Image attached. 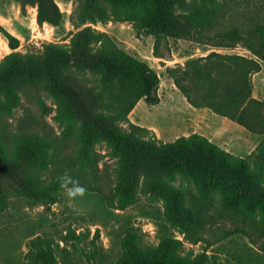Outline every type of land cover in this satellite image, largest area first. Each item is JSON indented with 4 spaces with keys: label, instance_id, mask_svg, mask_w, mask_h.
Instances as JSON below:
<instances>
[{
    "label": "trees",
    "instance_id": "trees-1",
    "mask_svg": "<svg viewBox=\"0 0 264 264\" xmlns=\"http://www.w3.org/2000/svg\"><path fill=\"white\" fill-rule=\"evenodd\" d=\"M3 0H0V2ZM22 12L38 8L37 21L59 25L63 12L56 0H16ZM75 18L80 24L128 21L144 10L135 29L156 36L177 38L199 27L208 42L243 41L259 60L238 55L214 54L193 61L196 86L211 97L205 104L216 114L263 136L249 157H239L198 132L164 141L129 119L141 100L161 101V77L146 60L119 46L105 31L87 25L76 31L69 44L46 42L41 50L21 53V39L0 23V33L13 50L0 63V213L9 208L4 182L19 195L48 207L72 188L100 193L110 208L125 210L141 195L150 203L164 201L169 222L182 229L187 242L203 243V251L187 250L182 240L165 236L158 247L145 248L139 234L129 230L121 240L122 254L115 264H216L209 249L239 230L217 231L227 215L260 212L264 218V100L253 96V74L264 63V17L248 26L237 24L205 29L217 21L209 10H223L232 0H77ZM197 2L203 13L189 7ZM186 6L185 12L179 8ZM155 56L163 57L156 48ZM175 84L190 102L193 86L173 75ZM46 82L55 98L54 120L60 129L23 114L21 86ZM41 119L51 109L38 98ZM126 124H128L126 126ZM103 145L108 151L101 152ZM106 157H109L105 160ZM111 162H109V161ZM199 178L201 203L192 202L171 182L175 172ZM223 193L222 210H215L213 194ZM60 244L38 235L28 244L26 258L37 264H59ZM264 249V240L261 242Z\"/></svg>",
    "mask_w": 264,
    "mask_h": 264
},
{
    "label": "rangeland",
    "instance_id": "rangeland-1",
    "mask_svg": "<svg viewBox=\"0 0 264 264\" xmlns=\"http://www.w3.org/2000/svg\"><path fill=\"white\" fill-rule=\"evenodd\" d=\"M56 1L63 12L62 22L57 26L48 23L39 25L36 21L37 6L28 5L24 14L19 1L0 2V20L7 22V25L19 26L21 45L17 51L36 52L41 50L46 42L69 44L76 31L92 25L107 32L119 46L132 55L146 60L161 77L160 103L148 105L145 100L141 101L129 116L132 122L148 128L149 136L153 134L167 142L194 132L208 133L211 137L215 134L226 141V144L234 142L233 139H227L226 135L233 130L232 126L235 125L232 124L235 123L205 105L213 100L223 101V98L211 97L196 86L194 77L198 72L193 61L210 58L214 54L238 55L259 60L243 41L206 43L198 35L199 27H192L189 33L177 38L162 37L157 40L155 35L135 29L137 19L145 14L142 9L128 21L80 24L75 18L77 0ZM189 4L197 14L203 13V8L197 2L189 1ZM185 11L186 6L179 8V12ZM209 12L217 14L218 19L205 31L213 32L217 27L229 24L246 27L257 18L264 17V0H232L223 10L210 9ZM156 48L163 57L155 56ZM12 51L0 33V63ZM173 75L181 77L183 82L193 86L192 95L198 106L193 105L178 88ZM255 75L256 73L252 79L253 96L255 89H258L255 88ZM261 82L264 83L258 77L257 83ZM21 88L24 105L17 109L11 119L13 126L27 113L28 123L38 119L42 120L44 125L46 121L58 131L60 127L53 118L57 105L47 83L40 82L35 86L30 84ZM38 98H43L51 109L50 115H46L45 119H41ZM238 128L239 132L235 131L236 138L246 140L242 132H247V129L240 126ZM97 147L103 153L108 151L103 145ZM168 180L184 190L190 201L201 203L200 181L197 176L178 171ZM4 188L8 194L9 208L0 213V264H37L34 259L26 258V254L30 240L38 235L54 238L60 244L59 264H115L122 254L121 240L129 230L139 234L141 244L145 248L158 247L168 235L182 240L187 250L201 252L205 247L203 243L193 245L187 242L184 231L169 222L165 215L166 203L163 200L154 204L141 195L137 204L125 210H118L110 208L98 192L72 188L62 192L59 202L48 207L19 195L9 182H4ZM212 197L214 209L222 210L223 193L218 191ZM214 229L239 230L237 234L209 249V254L216 264H264V249L261 247L264 240V218L260 212L229 214L220 218Z\"/></svg>",
    "mask_w": 264,
    "mask_h": 264
},
{
    "label": "crops",
    "instance_id": "crops-1",
    "mask_svg": "<svg viewBox=\"0 0 264 264\" xmlns=\"http://www.w3.org/2000/svg\"><path fill=\"white\" fill-rule=\"evenodd\" d=\"M36 17H37V14H36ZM36 21H37V19H36ZM0 23H2L9 31H11L13 34H15L16 36H18L21 39L20 32H19L20 29L18 28L19 26L15 25V24H8L7 25V22H5V21L3 22L2 20H0ZM3 38H4L5 43H8L7 39L4 36H3ZM258 77L261 79V81H264V63L262 64V70L259 71L258 73H256L255 78H254L255 88L256 87L258 88V89H255L254 96L258 99L264 100V83L261 82V84H258L257 83ZM141 101H143V100H141ZM224 118H226V117H224ZM231 121H232V123H235V124H232L235 126H232L233 130H231L230 133H228V135H226V137H227V139H233V141L235 142V145H234V142L232 144H226V141L221 140L220 136H216L215 134H213V136L211 137L210 134H208V133H204V132H198V133L206 135L211 140L215 141L220 146H222L224 149H226L227 151H229V152H231V153H233L239 157H247L256 149V147L262 141L263 136L260 134L250 132L249 130H246L247 132H242L243 134H245L246 140H244V141L238 140L236 138L235 131L239 132L238 127L239 126L243 127V126H241L237 122H234L233 120H231ZM212 131H213V129H212Z\"/></svg>",
    "mask_w": 264,
    "mask_h": 264
}]
</instances>
